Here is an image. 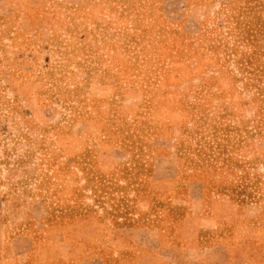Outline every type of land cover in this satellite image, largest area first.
I'll return each instance as SVG.
<instances>
[{"label":"rangeland","instance_id":"rangeland-1","mask_svg":"<svg viewBox=\"0 0 264 264\" xmlns=\"http://www.w3.org/2000/svg\"><path fill=\"white\" fill-rule=\"evenodd\" d=\"M0 264H264V0H0Z\"/></svg>","mask_w":264,"mask_h":264}]
</instances>
